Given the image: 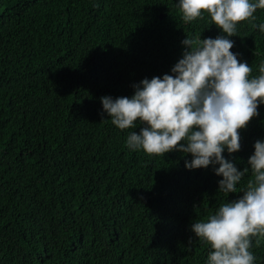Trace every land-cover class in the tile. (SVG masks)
Listing matches in <instances>:
<instances>
[{"label": "trees", "instance_id": "obj_1", "mask_svg": "<svg viewBox=\"0 0 264 264\" xmlns=\"http://www.w3.org/2000/svg\"><path fill=\"white\" fill-rule=\"evenodd\" d=\"M255 15L231 37L252 77L264 64ZM220 34L207 14L185 23L177 0H0V264H207L190 225L242 193L217 192L211 166L186 169L190 154L128 149L139 128L102 117L100 98L170 73L186 35ZM259 112L224 153L240 170L264 140ZM251 250L264 264V238Z\"/></svg>", "mask_w": 264, "mask_h": 264}, {"label": "clouds", "instance_id": "obj_2", "mask_svg": "<svg viewBox=\"0 0 264 264\" xmlns=\"http://www.w3.org/2000/svg\"><path fill=\"white\" fill-rule=\"evenodd\" d=\"M185 23L210 16L216 37L182 40V58L163 76L144 78L131 96L101 97L103 111L120 130L131 131L126 146L150 155L179 152L188 170L208 169L222 179L217 192L242 193L222 203L206 219L190 225L193 240L209 244L207 264H256L253 238H264V140L243 170L226 158L241 150V130L259 117L264 105V64L252 77V66L232 51L237 26L257 19L264 0H177ZM253 27L264 33V23ZM106 119H102V122ZM218 166V167H217ZM251 172L252 179L238 185Z\"/></svg>", "mask_w": 264, "mask_h": 264}]
</instances>
